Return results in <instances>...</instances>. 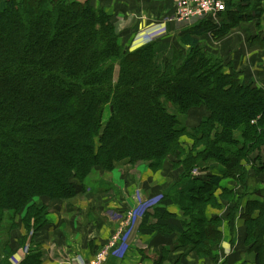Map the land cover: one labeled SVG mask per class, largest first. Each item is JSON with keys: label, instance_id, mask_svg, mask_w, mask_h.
<instances>
[{"label": "trees", "instance_id": "16d2710c", "mask_svg": "<svg viewBox=\"0 0 264 264\" xmlns=\"http://www.w3.org/2000/svg\"><path fill=\"white\" fill-rule=\"evenodd\" d=\"M224 2L218 24L204 18L176 45L161 38L131 50L113 17L88 1L0 0V264L30 234L19 264H41L32 236L47 223L49 202L136 165L180 169L170 199L192 212L190 243L209 255L221 236L193 209L219 179L202 183L190 172L221 163L225 176L242 177L241 163L264 153V92L199 41L260 19L264 0ZM197 110L199 125L189 126ZM246 225L256 264H264V226Z\"/></svg>", "mask_w": 264, "mask_h": 264}, {"label": "crops", "instance_id": "0c3cea01", "mask_svg": "<svg viewBox=\"0 0 264 264\" xmlns=\"http://www.w3.org/2000/svg\"><path fill=\"white\" fill-rule=\"evenodd\" d=\"M89 1L118 23L124 45L128 36L132 37L130 45H139L141 31L148 27H164L163 33L150 41L170 40L180 37V25L188 31L200 23L199 19L189 23L174 21L173 0ZM220 21V17L211 19L214 24ZM199 41L231 63L241 81H250L264 92V14L258 20L235 26L219 40L207 34ZM191 116L187 124L198 126L202 111H194ZM251 156L242 177L225 176L226 168L221 163L190 172L192 179L202 183L219 179L211 198L193 209L201 210L204 221H213L221 236L208 256H201L190 243L192 212H183L170 199L179 187L180 169L166 165L151 171L145 165H136L99 173L96 180L86 181L76 197L49 202L47 223L32 236V242L41 247V264H91L97 250L111 243L114 245L103 264H256V255L246 241V220L260 221L264 226V172H257L264 163V153L256 151ZM127 220L130 224H126ZM20 233L24 234L23 230ZM28 247L29 244L23 249L15 245L12 257L19 254L24 259Z\"/></svg>", "mask_w": 264, "mask_h": 264}, {"label": "built area", "instance_id": "2783aa9c", "mask_svg": "<svg viewBox=\"0 0 264 264\" xmlns=\"http://www.w3.org/2000/svg\"><path fill=\"white\" fill-rule=\"evenodd\" d=\"M173 4L174 11L172 18L174 19V21L179 23H189L191 21L203 18L215 19L219 17V14L225 10L224 0H173ZM163 30V26H158L155 28H145L143 31H141L142 37L138 40L139 45L137 46L146 44L143 42L152 40L158 34L163 33ZM130 215L132 220L135 216V212ZM126 224H130V220H127ZM113 245L114 244L111 243L108 246L104 247L95 256V259L91 264H103L109 257L110 248L113 247Z\"/></svg>", "mask_w": 264, "mask_h": 264}, {"label": "rangeland", "instance_id": "374dc122", "mask_svg": "<svg viewBox=\"0 0 264 264\" xmlns=\"http://www.w3.org/2000/svg\"><path fill=\"white\" fill-rule=\"evenodd\" d=\"M86 1H88L89 3H90V1L89 0H85L84 2H86ZM91 4V3H90ZM92 5V4H91ZM94 7V6H93ZM204 19V18H203ZM201 21H202V19L200 20H198V22H200L201 23ZM205 21V20H204ZM193 24V23H192ZM196 24V23H195ZM116 25H118V23H116ZM180 26H182V27H179L180 29H181V32H180V34H178L180 37L182 36V35H184L187 31L186 30H184V27H185V25L183 26V25H180ZM189 28H192V27H189ZM180 31V30H179ZM186 31V32H185ZM178 38L179 37H172V38H170V40H168L169 42H172V44L173 45H176L175 44V42L178 40ZM126 40H129L128 41V43H127V45H125L124 47H130V49L131 50H133V49H135L136 48V46H132V45H130V43H131V40H132V37H130V36H128L127 38H126ZM225 64L224 65H226V63L227 62H224ZM192 118H195L196 116H191ZM192 118H190V120H193ZM194 121H196V118L194 119ZM250 158L251 159H253V157L250 155ZM241 165L243 166V168L245 169V164H244V162H242L241 163ZM92 177L91 178H89V179H86L85 180V183H86V181H89V182H91L92 181ZM96 180V179H95ZM11 233L12 232H10V235H9V242H8V244H10L11 243V241H10V239H11ZM30 242H29V239H27L26 240V242H25V244H24V246H20V247H22L21 249H23V248H26L27 246H28V244H29ZM7 244V245H8ZM16 245H17V243H16ZM104 247H106V246H104ZM104 247H102L100 250H98V252H97V254L104 248ZM10 250V249H9ZM26 250V249H25ZM24 253V252H23ZM96 254V255H97ZM18 255V256H17ZM15 257L17 258V259H15V257H10L9 259H8V261H9V263L10 264H18L17 263V261L18 260H22L23 259V255H19V254H17ZM95 255V256H96ZM41 258H42V256H41ZM1 259V258H0Z\"/></svg>", "mask_w": 264, "mask_h": 264}]
</instances>
